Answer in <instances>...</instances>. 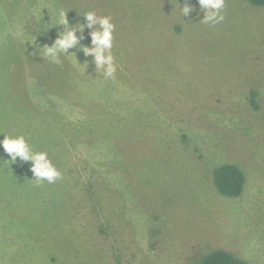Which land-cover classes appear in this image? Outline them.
Here are the masks:
<instances>
[{"label": "rangeland", "instance_id": "1", "mask_svg": "<svg viewBox=\"0 0 264 264\" xmlns=\"http://www.w3.org/2000/svg\"><path fill=\"white\" fill-rule=\"evenodd\" d=\"M59 9L70 26L112 17L114 80L80 51L87 28L75 56H39ZM222 15L203 23L197 0H0V139L24 135L62 173L38 186L0 148V264H191L215 249L264 264V6L225 0ZM222 163L242 169L238 198L214 188Z\"/></svg>", "mask_w": 264, "mask_h": 264}, {"label": "clouds", "instance_id": "2", "mask_svg": "<svg viewBox=\"0 0 264 264\" xmlns=\"http://www.w3.org/2000/svg\"><path fill=\"white\" fill-rule=\"evenodd\" d=\"M199 9L203 13L202 22L209 25H215L223 21L222 9L225 6V0H197ZM40 8L37 11L41 14ZM193 11L189 4L180 7V15L186 17ZM67 11L59 9L55 12L54 26H62V31L57 35L54 42L39 48V56L45 58L49 63L59 65L62 63L61 57H67L69 49L77 48L80 40L84 38V29H89L90 46L80 45V51L85 57L91 56L94 65V71H101L105 80H114L117 72V64L112 54L113 33L115 25L112 23L111 16H98L94 11H87L82 14L83 23L69 25L66 15ZM34 15L36 13H33ZM80 33L78 36L77 33ZM23 37L22 32L17 33ZM35 40V38H34ZM27 40H24L25 42ZM75 56V54H74ZM77 61V60H76ZM85 69L87 63L84 64ZM84 69V70H85ZM0 139V148L9 157L6 163H16L17 159L22 163H29V170L32 173L33 181L39 186L44 182L53 184L62 179V173L54 166L46 151H34L29 145L24 135H4Z\"/></svg>", "mask_w": 264, "mask_h": 264}, {"label": "trees", "instance_id": "3", "mask_svg": "<svg viewBox=\"0 0 264 264\" xmlns=\"http://www.w3.org/2000/svg\"><path fill=\"white\" fill-rule=\"evenodd\" d=\"M255 6H264V0H244ZM255 93H252L254 96ZM244 175L242 169L231 163L218 165L212 173V182L216 192L225 198H238L243 191ZM191 264H247L235 254L224 250L215 249L203 254L191 262Z\"/></svg>", "mask_w": 264, "mask_h": 264}]
</instances>
